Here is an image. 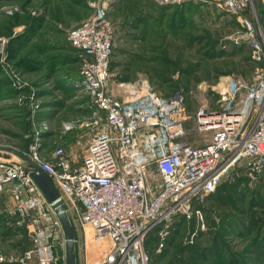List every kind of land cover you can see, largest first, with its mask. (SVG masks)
I'll use <instances>...</instances> for the list:
<instances>
[{"label":"rangeland","instance_id":"1","mask_svg":"<svg viewBox=\"0 0 264 264\" xmlns=\"http://www.w3.org/2000/svg\"><path fill=\"white\" fill-rule=\"evenodd\" d=\"M252 1L241 14L252 18L258 34L259 27L264 33L260 8H264V0ZM161 6L156 0H0V156L19 158L11 150L27 154L35 148L50 154L63 146L74 162L82 161L88 136L93 137L103 128L106 116L104 112L94 115L90 95L75 85L80 53L69 46L67 35L101 9H105L115 33L114 75L109 89L117 94L118 82L142 80L161 94L184 89L185 104L180 116L185 138L196 146L206 144L213 133L199 128V109H209L216 102L217 90L229 77L240 78L245 91L264 62L250 58V31L241 27L238 13L216 2ZM178 58L187 62L176 67L174 61ZM144 59L159 62L146 63ZM149 67H162L167 79L154 83ZM67 121H78L82 126L63 133ZM238 178L247 187L243 200L233 196L225 200L224 207L205 198L197 204L193 201L191 217L176 215L171 225V244L164 245L161 251L167 248L150 264H264V229L257 234L241 232L237 228L242 227L240 224L232 229L228 226L231 218L244 217L252 209L264 217V209L254 205L264 199V180L238 167L222 181L234 183ZM148 181L157 191L160 178L153 169ZM30 218L24 217L16 228H8L10 236L15 234L14 241L23 247L15 250L11 243H1L4 258L9 254L19 256L24 247H33ZM41 225L54 233L55 264L62 260L67 264L66 238L56 219ZM75 226L79 263L100 264L98 258H104V253L93 241V229L87 226L85 232L77 220ZM216 241L225 253L213 257L207 249ZM255 243L261 248L252 252ZM94 259L97 260L93 262Z\"/></svg>","mask_w":264,"mask_h":264},{"label":"built area","instance_id":"2","mask_svg":"<svg viewBox=\"0 0 264 264\" xmlns=\"http://www.w3.org/2000/svg\"><path fill=\"white\" fill-rule=\"evenodd\" d=\"M156 1L216 2L238 13L250 31L252 58L264 62V33L259 27V35L252 18L241 14L252 0ZM67 38L80 53L75 85L92 97L94 115L104 112L106 123L91 138L80 163L63 146L49 156L36 148L27 155L52 176L74 224L77 220L85 232L87 226L93 229V241L104 253L100 264H150L145 242L157 226L163 224L158 230L163 247L172 218L191 217L193 200L214 192L233 166L248 159L252 170L264 168V64L245 91L240 78L229 77L217 90L216 102L199 109V128L213 134L196 146L185 138L180 116L185 99L180 92L162 96L147 80L120 81L117 94L109 89L114 28L105 9L70 29ZM79 125L67 121L63 133ZM150 169L160 178L157 191L149 186ZM6 192L15 201L13 213L31 216L33 247L22 256L5 258L25 264L35 256L37 264H55L54 233L41 223L56 219L64 233L63 226L23 159L0 158V194Z\"/></svg>","mask_w":264,"mask_h":264},{"label":"trees","instance_id":"3","mask_svg":"<svg viewBox=\"0 0 264 264\" xmlns=\"http://www.w3.org/2000/svg\"><path fill=\"white\" fill-rule=\"evenodd\" d=\"M204 3H207V2H184V3H181V4H175V5H182V4H204ZM171 5H174V4H162L161 7L165 8L166 6H171ZM249 8V7H248ZM262 8V14L264 15V8L263 6L260 7ZM160 15L161 17H163L165 15V10L162 9L160 11ZM162 20V18L160 19V21ZM240 23V22H239ZM178 25V24H177ZM241 27L245 30L246 27H244L242 24H240ZM187 37H189L188 34H186ZM164 38H166V35H164ZM114 39H115V33H114ZM114 39H113V50H114ZM190 39V37H189ZM191 41V40H190ZM67 43L69 44V46L74 50L76 51L78 54H79V50L74 48L71 43L68 41V38H67ZM236 50H238L237 47H235ZM112 50V55H113V51ZM251 52V51H250ZM112 55H111V65H110V69L112 70ZM79 61L81 62V59H80V55H77ZM250 58L256 62V60H254L251 56V53H250ZM146 63H153V62H159V60H153V59H144ZM168 62H171V61H168ZM183 62H187L186 60H183ZM183 62L181 60V58H178L176 61H174V65L176 67H182L183 66ZM148 72H150L149 76H150V80L153 81L155 83V80H166L167 78H165L164 75H166V73H164V70L162 67H149L148 69ZM75 76V75H74ZM159 78H163V79H159ZM77 77L79 78L80 77V73H79V70H78V73H77ZM120 77V76H119ZM124 79V80H127V77H120L119 79ZM118 79V78H117ZM156 91V90H155ZM157 92V91H156ZM177 92H180L181 94L185 95L186 92L184 91V89H179V88H175V91H173L172 93H168V94H161L159 92H157L158 94L162 95V96H165V97H170L172 95H174L175 93ZM91 97V96H90ZM90 107L93 108V105H92V97L90 99ZM242 168L244 169L245 171H247L248 173H251V174H255L256 177H258V179H261V180H264V178H262L264 176V168L261 170V171H258V170H252L251 166L249 165V161L248 159H243L241 160L239 163H237L235 166H233L227 173H231L233 170H235L236 168ZM226 173V174H227ZM225 174V175H226ZM224 175V176H225ZM223 176V178H224ZM222 178V179H223ZM256 179V178H255ZM246 185L245 183L242 181L241 178H238L237 181H234V183H228V182H223L222 180L220 181V183L218 184L216 190L214 192H211L207 195H205L204 197L200 198V197H197L195 198L193 201L194 203H200V202H197L199 201V199H207V200H210L212 202H216L217 204H219L220 206L224 207L226 206L227 202H225V200L227 199H230L232 200L233 196L235 197V199H237L238 201H241L243 200V198H245L246 196ZM254 205H257L259 207H261L262 209H264V199L263 201H257ZM253 205V206H254ZM246 214V213H245ZM264 214V213H263ZM234 216V215H233ZM238 216V215H237ZM178 216H174L172 218V222L171 224L173 225V219L176 218ZM184 218V216H181ZM241 218V219H240ZM185 219V218H184ZM232 220L228 222V226L230 229L234 228L235 226H237L238 224H240L242 227H238L237 228L239 230L244 231L245 233H250V232H256L257 234L261 233L262 230L264 229V217H262L261 215H257V212L252 209L250 212L248 211L246 215H244V217H233L231 218ZM239 221V222H237ZM163 227V224H160L159 226H157L148 236L146 242H145V249L146 251L148 252V254L150 255V258H151V261L153 259V257H156V256H159L161 255L164 250L167 248V246L161 251V248L160 247V237L158 235V230L160 228ZM174 229H172V226L170 228V233L168 235V237L165 239V243L164 245L166 244H171V239H170V234H172V231ZM232 232V231H231ZM255 233V234H256ZM254 234V235H255ZM257 234H256V237H257ZM261 239V238H260ZM264 244V243H263ZM261 244H254V251L252 252H255L257 251V249L260 247ZM164 247V246H163ZM261 248V247H260ZM157 249L158 252L157 253ZM207 251H211L213 257L215 256H218L219 254L223 255L222 253H225V251H223L222 249V245H220V243L218 241L214 242L213 245H211L210 247H208ZM251 251V250H250ZM150 261V262H151ZM60 264H66L64 260H62L60 262Z\"/></svg>","mask_w":264,"mask_h":264},{"label":"water","instance_id":"4","mask_svg":"<svg viewBox=\"0 0 264 264\" xmlns=\"http://www.w3.org/2000/svg\"><path fill=\"white\" fill-rule=\"evenodd\" d=\"M11 151L29 164L31 176L58 213L66 237L67 264H80L77 251V228L66 211L68 206L62 198L52 176L43 170L27 154L14 150Z\"/></svg>","mask_w":264,"mask_h":264},{"label":"crops","instance_id":"5","mask_svg":"<svg viewBox=\"0 0 264 264\" xmlns=\"http://www.w3.org/2000/svg\"><path fill=\"white\" fill-rule=\"evenodd\" d=\"M82 125H79V128ZM88 136V135H87ZM91 135L88 136V143L87 146L89 145V142L91 140ZM47 156H49V154H47ZM0 158L5 159V160H9V161H20L21 158H15L14 156H8V155H3L0 156ZM15 207V201L12 198V196L9 193H2L0 194V249H1V243H11L12 244V248L13 249H19L20 247H23L22 245H20L19 241H14L17 240V236H15V234H10L7 232L9 227H13L16 228L17 225L21 224V219H23V217H21L20 215H17L16 213H13V209ZM30 249L28 248H23V252L22 254H20L19 256H22L23 253ZM1 253V250H0ZM0 256H2L0 254ZM10 254L7 256L9 257ZM6 257V256H5ZM98 258V257H97ZM100 260V258H98ZM97 259H94L93 262H95ZM97 263V262H96ZM0 264H23L20 263L19 261L15 262V261H9L8 259H4V260H0ZM25 264H37V259L34 256L33 258L29 259Z\"/></svg>","mask_w":264,"mask_h":264}]
</instances>
